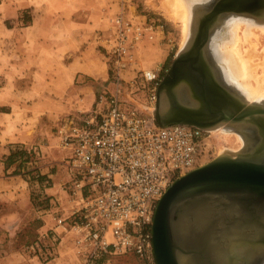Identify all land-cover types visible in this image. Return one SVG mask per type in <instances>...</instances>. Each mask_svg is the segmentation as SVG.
Wrapping results in <instances>:
<instances>
[{
    "label": "rangeland",
    "instance_id": "1",
    "mask_svg": "<svg viewBox=\"0 0 264 264\" xmlns=\"http://www.w3.org/2000/svg\"><path fill=\"white\" fill-rule=\"evenodd\" d=\"M165 1L0 0V110H4L0 111V264H39V258L43 264H57L60 249L64 245L71 247L66 242L71 241V236L54 242L49 233L54 223L47 211L51 193L60 198L64 207L69 206V198L61 190L67 173L60 126L69 114L91 110L100 85L105 80L112 81L108 77L103 80L101 71L106 67L110 71L104 44L117 31L118 17L122 26L140 25L143 30L134 49L135 69L122 72L120 96L127 105L149 113V92L143 88L140 74L155 71L161 84L180 50L193 39L195 10L199 2L206 0H190L187 35L183 22L169 14ZM238 22L243 23L242 29L248 24L262 28L264 14L223 15L220 32L212 33L211 41L214 50L221 53L227 72L225 84L251 101L250 90L248 93L239 85L242 79L228 64L232 59L231 36ZM255 32L258 38L252 37V43L241 45L239 51L242 55L249 53L253 63L258 64L259 79L264 76V33L259 28ZM249 81L258 88L254 78ZM110 85L112 90L116 88V84ZM256 97L255 101L264 105V95ZM228 127L233 129L230 124ZM232 129H209L213 155L204 164L222 153L241 150V140ZM17 175L28 186L25 184L27 196L15 199L16 190L20 194L22 189L16 182ZM51 187L54 190L48 191ZM116 260L114 264H138L133 255Z\"/></svg>",
    "mask_w": 264,
    "mask_h": 264
},
{
    "label": "built area",
    "instance_id": "2",
    "mask_svg": "<svg viewBox=\"0 0 264 264\" xmlns=\"http://www.w3.org/2000/svg\"><path fill=\"white\" fill-rule=\"evenodd\" d=\"M116 22L103 51L112 81L99 89L91 110L69 114L60 126L67 173L61 190L69 206L51 194L49 233L54 242L71 236L79 264H114L127 255L138 264H158L153 242L158 204L175 180L210 159L213 135L192 125L160 124L153 114L160 86L155 71L140 74L149 113L125 103L118 85L123 71L135 69L134 49L143 30L122 26L119 17Z\"/></svg>",
    "mask_w": 264,
    "mask_h": 264
},
{
    "label": "water",
    "instance_id": "3",
    "mask_svg": "<svg viewBox=\"0 0 264 264\" xmlns=\"http://www.w3.org/2000/svg\"><path fill=\"white\" fill-rule=\"evenodd\" d=\"M245 1L197 4L194 37L157 92L153 114L163 126L208 130L229 122L251 127L254 137L242 151L222 153L168 188L153 223L158 264H256L252 256L249 261L242 255L243 249H264V105L224 84L221 53L211 41L212 33L220 32L223 14L264 13V2Z\"/></svg>",
    "mask_w": 264,
    "mask_h": 264
},
{
    "label": "bare ground",
    "instance_id": "4",
    "mask_svg": "<svg viewBox=\"0 0 264 264\" xmlns=\"http://www.w3.org/2000/svg\"><path fill=\"white\" fill-rule=\"evenodd\" d=\"M166 1H168L167 2L168 3L167 6H168V9H169V11H168L169 14L172 15V17H176V18L180 19L179 21L183 22V30H184L185 35H187L189 17H190V15H189L190 11H189L188 8L191 7L190 0L189 1L188 0H166ZM253 1L255 3L253 5H258L256 3L261 4L262 2H264V0H246L245 1V5H248L251 2H253ZM230 13H236V12H228V13H225L223 15L225 16V15L230 14ZM243 13L247 14L249 12H240V13L237 12V14H243ZM249 14H251V13H249ZM221 19H222V17H221ZM242 28H244L243 27V23H239L238 22V23L235 24V28H234V31H233L234 35L232 34L233 36H231V37H233V41H232V43H230V44H232V49L229 51L231 53L230 56H231L232 59H230V62L228 64H230L232 72H234L235 74L240 76V78L242 79V81H240L238 79V77H237V79L240 81L239 85L242 86L243 89H247L246 92H248V93H249L248 90H250L253 98L249 102L257 103L255 101L254 97L259 96L260 94L264 95V90H261L262 84L260 83V81H261L260 78H264V76L260 77L259 79L257 78V76H256L257 75L256 66L258 64L256 65V64L253 63L252 56L249 53L246 54V55H244V54L242 55V54H240L239 50L241 48V45L245 44L246 42L252 43V41H251L252 37L258 38V35L255 32V29L259 28L264 33V27H262V28L261 27H258V28L257 27H251V24H248L245 27V29H242ZM231 30H232V28H231ZM241 31L243 32V35H241V33H240ZM188 44H187V46H188ZM253 45L254 44H252L251 46H253ZM255 48H256V46H255ZM255 50L256 49H253V51H255ZM225 53H227V52L225 51ZM227 56H228V54H227ZM228 57H227V59H229ZM225 64H227V63H225ZM227 67H228V65H227ZM225 73H227V72H225ZM251 78H254L257 81L258 88L252 86L253 84H251L250 81H249ZM247 80H248V82H247ZM262 80L264 81V79H262ZM224 84H225V82H224ZM243 89H241V90H243ZM81 113H84V112H81ZM226 123H229V122H225V123H222V124H226ZM222 124L217 125L215 128H213V127L212 128H208V130L209 129L217 130V129L222 128V130L226 131V130H231L232 129V128L228 127L229 124H230L231 127L233 126L232 130L235 129V132H237V136L241 140V143H242V148H241V150H239V152L242 151L244 148H246L248 143L250 141H252L253 138H254L253 135H252V131L253 130L251 129V127H249V126H247L245 124H231V123H229V124H226L227 127H221ZM235 152L236 151H232V152H228V153L235 154ZM242 255H244L246 258L249 257L250 258L249 261L252 260L251 259V256H252L253 259L256 260L255 261L256 264H264V249L263 248H258L255 251H253L251 249V247L244 248L243 251H242Z\"/></svg>",
    "mask_w": 264,
    "mask_h": 264
},
{
    "label": "crops",
    "instance_id": "5",
    "mask_svg": "<svg viewBox=\"0 0 264 264\" xmlns=\"http://www.w3.org/2000/svg\"><path fill=\"white\" fill-rule=\"evenodd\" d=\"M110 72L111 71H109L108 67L103 68L102 71H101V78H103V80H105L106 77L111 79V73ZM107 81H110V80H105V82L100 85L101 86L100 89L102 88V85L105 84ZM110 86L111 85H109V88L111 89ZM9 151L11 152L10 149H9ZM16 177H17V181L16 182H18L19 186L22 187V189H20L21 190L20 194L18 193V190H16L15 199L16 198L18 199V196H27L25 184L28 186V182L25 181L24 178L21 175H17ZM19 178L22 180V182L20 181ZM51 190L53 191L54 188L53 187L48 188V191H51ZM51 194H53V193H51ZM20 205L22 206V204H20ZM68 236H70V235H68ZM66 237L67 236L64 237L63 241L67 240V239H65ZM66 242L71 245V247H69L71 249L67 248L65 245H64L63 249H60L61 256H60L59 261H58L57 264H79L78 259H77L76 255H75L74 251H73V248H72V241L67 240ZM31 260L36 261L35 257H32ZM39 260H40L39 264H43L40 258H39ZM14 263H16V262H14ZM5 264H6V262H5ZM47 264H49V263H47Z\"/></svg>",
    "mask_w": 264,
    "mask_h": 264
},
{
    "label": "trees",
    "instance_id": "6",
    "mask_svg": "<svg viewBox=\"0 0 264 264\" xmlns=\"http://www.w3.org/2000/svg\"><path fill=\"white\" fill-rule=\"evenodd\" d=\"M0 111H4V110H0ZM13 154L11 153V156H12Z\"/></svg>",
    "mask_w": 264,
    "mask_h": 264
},
{
    "label": "flooded vegetation",
    "instance_id": "7",
    "mask_svg": "<svg viewBox=\"0 0 264 264\" xmlns=\"http://www.w3.org/2000/svg\"><path fill=\"white\" fill-rule=\"evenodd\" d=\"M264 14V13H263Z\"/></svg>",
    "mask_w": 264,
    "mask_h": 264
}]
</instances>
